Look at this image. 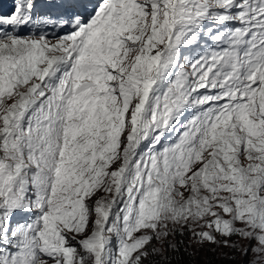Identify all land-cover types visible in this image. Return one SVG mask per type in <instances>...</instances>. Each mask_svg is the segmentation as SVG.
Returning a JSON list of instances; mask_svg holds the SVG:
<instances>
[{"label": "snow or ice", "instance_id": "6c2138e0", "mask_svg": "<svg viewBox=\"0 0 264 264\" xmlns=\"http://www.w3.org/2000/svg\"><path fill=\"white\" fill-rule=\"evenodd\" d=\"M0 0V264H264V0Z\"/></svg>", "mask_w": 264, "mask_h": 264}]
</instances>
